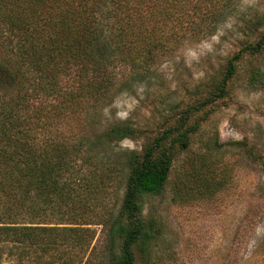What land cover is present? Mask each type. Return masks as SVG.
I'll return each mask as SVG.
<instances>
[{
    "label": "trees",
    "instance_id": "1",
    "mask_svg": "<svg viewBox=\"0 0 264 264\" xmlns=\"http://www.w3.org/2000/svg\"><path fill=\"white\" fill-rule=\"evenodd\" d=\"M238 1L0 0V29L14 53L0 63V241L83 251L102 225L110 239L102 264H169L151 262L148 247L161 230L144 216L143 199L165 191L179 158L180 204L230 186L225 164L210 147L195 148V138L207 108L227 97L241 60L264 55V17L222 75L156 131L122 122L90 134L85 117L108 98L118 65L151 74L186 40L214 35ZM137 138L143 148L125 153L122 171L101 160L102 144ZM95 250L84 264H95Z\"/></svg>",
    "mask_w": 264,
    "mask_h": 264
},
{
    "label": "rangeland",
    "instance_id": "2",
    "mask_svg": "<svg viewBox=\"0 0 264 264\" xmlns=\"http://www.w3.org/2000/svg\"><path fill=\"white\" fill-rule=\"evenodd\" d=\"M260 17H264V0H239L214 35L201 41L186 40L151 74L138 75L118 65L108 98L85 117L88 133L102 134L122 122L156 131L166 119L200 98L212 78L222 75L241 40L256 39L253 25ZM8 43L7 34L0 29V63L14 57ZM254 71L260 74L258 81L252 79ZM206 111L195 148L210 147L217 162L225 164L230 186L213 197L180 204L173 189L185 162L179 158L165 191L143 199L144 216L155 220L161 230L148 247L151 262L164 257L169 264H264V55L241 60L227 97ZM144 143V138H137L102 144L100 158L122 171L125 153L141 151ZM93 228L96 237L83 251L71 246L47 251L0 241V264H84L94 247V263L102 264L109 255L108 230L102 225Z\"/></svg>",
    "mask_w": 264,
    "mask_h": 264
}]
</instances>
